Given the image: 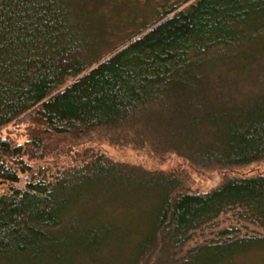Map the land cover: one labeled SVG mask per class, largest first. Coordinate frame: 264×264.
<instances>
[{
    "label": "trees",
    "instance_id": "1",
    "mask_svg": "<svg viewBox=\"0 0 264 264\" xmlns=\"http://www.w3.org/2000/svg\"><path fill=\"white\" fill-rule=\"evenodd\" d=\"M30 112L27 142L0 136V264H264L259 234L183 251L228 210L264 230V174L194 193L102 153L24 159L96 135L205 170L264 160V0H0V131Z\"/></svg>",
    "mask_w": 264,
    "mask_h": 264
},
{
    "label": "rangeland",
    "instance_id": "2",
    "mask_svg": "<svg viewBox=\"0 0 264 264\" xmlns=\"http://www.w3.org/2000/svg\"><path fill=\"white\" fill-rule=\"evenodd\" d=\"M176 2L177 0H170ZM193 1V0H192ZM35 118L32 112L27 113L19 120L3 127L0 136L8 138L14 144H24L28 141L29 135L35 130ZM39 130V129H37ZM70 139V138H69ZM63 138V142L56 145L57 151L51 155H46L37 162L24 158L32 165L34 170L46 166H64L76 164L81 159L88 158L95 154H104L111 161L130 166H138L145 171L166 172L176 174L183 182V189L189 192H204L219 186L225 179L232 177H244L246 175L264 174V160L255 161V163L231 167L227 170L201 169L192 166L186 159L180 158L175 154L157 155L149 148L136 149L128 145H119L103 140L96 135L88 136L83 139ZM56 142L51 139L50 146ZM56 144V143H55ZM55 149V147H52ZM51 148V149H52ZM21 183L27 182L29 177L26 174L20 175ZM7 184L0 181V191H6ZM223 230H230L241 236L246 234L262 235L264 230L260 226L244 221L238 215L237 210H228L221 214V217L207 227L198 229L191 235V238L183 251L212 239H218ZM248 264H263L259 256L249 258Z\"/></svg>",
    "mask_w": 264,
    "mask_h": 264
}]
</instances>
